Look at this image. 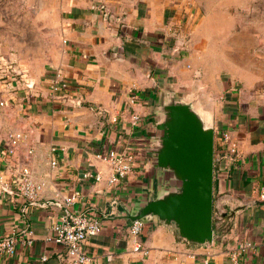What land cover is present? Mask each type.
Returning <instances> with one entry per match:
<instances>
[{
  "label": "crops",
  "instance_id": "obj_1",
  "mask_svg": "<svg viewBox=\"0 0 264 264\" xmlns=\"http://www.w3.org/2000/svg\"><path fill=\"white\" fill-rule=\"evenodd\" d=\"M255 11L253 0H74L52 61L29 70L28 86L0 84V184L29 166L42 185L33 205L13 189L0 194V237L31 240L0 264H69L51 239L67 210L100 216L101 233L84 246L95 264H264V8ZM58 75L66 86L54 92ZM171 94L241 150L228 172L215 168L210 246L188 243L156 216L131 233L130 216L169 187L152 150ZM111 149L139 155L116 185L99 157ZM89 170L103 178L85 177ZM247 241L253 247L233 260Z\"/></svg>",
  "mask_w": 264,
  "mask_h": 264
},
{
  "label": "water",
  "instance_id": "obj_2",
  "mask_svg": "<svg viewBox=\"0 0 264 264\" xmlns=\"http://www.w3.org/2000/svg\"><path fill=\"white\" fill-rule=\"evenodd\" d=\"M161 105V134L152 150L169 187L130 216L143 223L156 216L194 246L214 242L215 129L188 102L169 96Z\"/></svg>",
  "mask_w": 264,
  "mask_h": 264
},
{
  "label": "built area",
  "instance_id": "obj_3",
  "mask_svg": "<svg viewBox=\"0 0 264 264\" xmlns=\"http://www.w3.org/2000/svg\"><path fill=\"white\" fill-rule=\"evenodd\" d=\"M66 42V40H65ZM0 82L8 88H16L18 86H28V75H26L25 68L19 64L12 57L5 56L0 53ZM66 84L63 79L58 75L51 82V89L58 92L63 89ZM131 99L136 102L139 99V94L135 91L131 94ZM139 115L133 116V121L136 124ZM15 141L9 148L11 154L14 153ZM103 160L107 161L113 173L108 179L110 185L118 184L122 179L126 178L136 167L137 158L139 155L132 151L117 152L114 149L107 151L104 155H99ZM241 158V150L239 144L232 140L231 134L228 131H218L215 133V168L216 166L220 171H229L230 161H238ZM51 165L56 167L57 160H52ZM85 177H92L96 181H100L103 176L100 172L94 173L89 170ZM2 175L0 174V180ZM13 189L21 197L25 198L29 205L36 204L39 200L42 185L35 182L31 177V169L29 166L23 167L21 172L11 181H5L0 184V194L4 190ZM260 200L264 202V187L260 190ZM77 199V193L67 198L66 203L68 206L74 204ZM144 223L142 221H135L131 224V233L134 236H139L143 232ZM103 223L100 216L90 210L86 212L77 210H67L62 216L61 220L53 227V234L51 239L57 244L62 246L65 251V256L69 264H95L93 257L84 248L85 243L101 233ZM30 244L31 240L26 239L20 241L17 232L13 231L12 234L0 237V256H13L17 252L19 243ZM253 244L249 241L245 242L241 249L232 254V259L237 260L240 255L245 254ZM136 250H140V246H136ZM111 260L113 256L108 255ZM47 258L43 257L42 261Z\"/></svg>",
  "mask_w": 264,
  "mask_h": 264
},
{
  "label": "rangeland",
  "instance_id": "obj_4",
  "mask_svg": "<svg viewBox=\"0 0 264 264\" xmlns=\"http://www.w3.org/2000/svg\"><path fill=\"white\" fill-rule=\"evenodd\" d=\"M253 1L255 12L260 13L264 0ZM73 2L0 0V53L21 64L26 75L33 67L49 64L62 42L61 15Z\"/></svg>",
  "mask_w": 264,
  "mask_h": 264
}]
</instances>
